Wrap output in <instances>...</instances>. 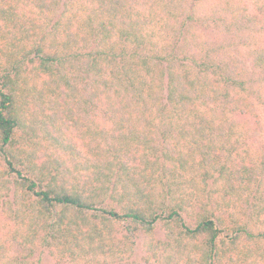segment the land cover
Masks as SVG:
<instances>
[{
	"label": "trees",
	"instance_id": "obj_1",
	"mask_svg": "<svg viewBox=\"0 0 264 264\" xmlns=\"http://www.w3.org/2000/svg\"><path fill=\"white\" fill-rule=\"evenodd\" d=\"M261 31L264 0H0V264H264Z\"/></svg>",
	"mask_w": 264,
	"mask_h": 264
},
{
	"label": "rangeland",
	"instance_id": "obj_2",
	"mask_svg": "<svg viewBox=\"0 0 264 264\" xmlns=\"http://www.w3.org/2000/svg\"><path fill=\"white\" fill-rule=\"evenodd\" d=\"M205 32H207L208 35L211 36L212 34H217L219 31H218V29H208ZM260 33H261L260 34L261 35V39L264 41V31L263 32L261 31ZM258 107H259V112H260L262 121L264 123V105H260ZM253 121L254 120L252 119L251 120V124L252 125L254 124ZM252 127H254V126H252ZM142 242H143V239L142 238H139L138 241H137L136 253H135V256H134L133 259L137 260L138 262H140L142 264H145L144 263V260H143V255L145 253H144L143 248H142ZM39 256H40V254L38 253L37 254V257H39ZM41 256H43V258H44L42 264H55L54 260L47 253H44Z\"/></svg>",
	"mask_w": 264,
	"mask_h": 264
}]
</instances>
